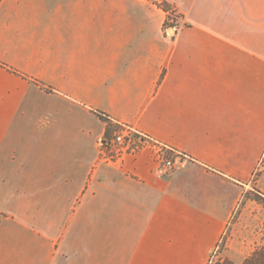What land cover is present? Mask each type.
<instances>
[{
    "label": "crops",
    "instance_id": "obj_1",
    "mask_svg": "<svg viewBox=\"0 0 264 264\" xmlns=\"http://www.w3.org/2000/svg\"><path fill=\"white\" fill-rule=\"evenodd\" d=\"M119 123L179 153L168 176L98 162ZM250 191L264 0H0V264H213L225 240L256 264Z\"/></svg>",
    "mask_w": 264,
    "mask_h": 264
},
{
    "label": "built area",
    "instance_id": "obj_2",
    "mask_svg": "<svg viewBox=\"0 0 264 264\" xmlns=\"http://www.w3.org/2000/svg\"><path fill=\"white\" fill-rule=\"evenodd\" d=\"M173 12L175 10L170 11V20ZM171 22L172 29H175L174 20ZM166 33L171 35L169 28ZM142 152H150L153 155L156 162L155 173L159 178L168 176L178 163L177 151L126 123H119L109 136L100 140L98 162L108 166H120L128 156Z\"/></svg>",
    "mask_w": 264,
    "mask_h": 264
},
{
    "label": "rangeland",
    "instance_id": "obj_3",
    "mask_svg": "<svg viewBox=\"0 0 264 264\" xmlns=\"http://www.w3.org/2000/svg\"><path fill=\"white\" fill-rule=\"evenodd\" d=\"M172 9V8H171ZM171 20H174V23L182 24V18L181 16L176 12L172 13ZM172 23V22H171ZM173 23V24H174ZM171 36V35H170ZM256 201L264 207V199L255 191H250L247 193V200L246 201ZM248 216H251L252 219L257 216L258 220L255 222L252 219L249 221L251 222V225H248L249 231H250V239H251V245L249 247L250 252H256L255 256L252 259H248V263H254L256 261V264H264V223L262 224V219H264V212L259 213L258 210H254V208H250L248 212ZM255 239V240H254ZM227 246H226V240L220 244L218 250L214 254L213 258V264H235L233 261L227 257ZM227 257V258H226Z\"/></svg>",
    "mask_w": 264,
    "mask_h": 264
},
{
    "label": "trees",
    "instance_id": "obj_4",
    "mask_svg": "<svg viewBox=\"0 0 264 264\" xmlns=\"http://www.w3.org/2000/svg\"><path fill=\"white\" fill-rule=\"evenodd\" d=\"M161 6H162L163 8H165V9H167L168 11L170 10L169 6H168L166 3H162ZM260 196H261V195H260ZM261 197L264 199L263 196H261Z\"/></svg>",
    "mask_w": 264,
    "mask_h": 264
}]
</instances>
